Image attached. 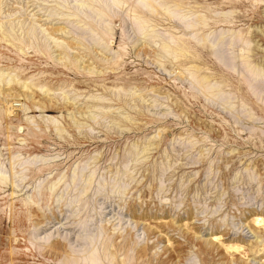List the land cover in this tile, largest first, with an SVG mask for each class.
<instances>
[{"label":"rangeland","instance_id":"1","mask_svg":"<svg viewBox=\"0 0 264 264\" xmlns=\"http://www.w3.org/2000/svg\"><path fill=\"white\" fill-rule=\"evenodd\" d=\"M0 264H264V0H0Z\"/></svg>","mask_w":264,"mask_h":264},{"label":"bare ground","instance_id":"2","mask_svg":"<svg viewBox=\"0 0 264 264\" xmlns=\"http://www.w3.org/2000/svg\"><path fill=\"white\" fill-rule=\"evenodd\" d=\"M250 67V66H249ZM43 230V229H42ZM51 249V248H50Z\"/></svg>","mask_w":264,"mask_h":264}]
</instances>
